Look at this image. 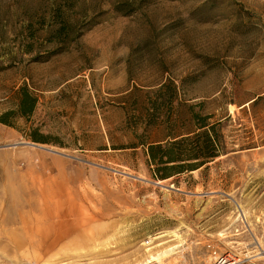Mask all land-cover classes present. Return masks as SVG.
<instances>
[{"label":"rangeland","instance_id":"rangeland-1","mask_svg":"<svg viewBox=\"0 0 264 264\" xmlns=\"http://www.w3.org/2000/svg\"><path fill=\"white\" fill-rule=\"evenodd\" d=\"M22 87L33 114L0 123V264H141L170 230L159 264H264V0H0V115ZM206 116L224 153L155 179L141 144Z\"/></svg>","mask_w":264,"mask_h":264},{"label":"trees","instance_id":"trees-1","mask_svg":"<svg viewBox=\"0 0 264 264\" xmlns=\"http://www.w3.org/2000/svg\"><path fill=\"white\" fill-rule=\"evenodd\" d=\"M63 27L55 31V36L63 33ZM37 104V98L27 88L22 87L18 94V103L15 110L0 115V123L13 126L11 117L17 116L29 119ZM194 131L184 135H169L166 144L142 143L146 148L148 165L153 168V177L158 180L171 178L175 174L193 172L203 167L208 160L218 157L224 148L221 140L215 136L217 124H208V116L199 117ZM33 142L43 141L33 132L29 135Z\"/></svg>","mask_w":264,"mask_h":264},{"label":"bare ground","instance_id":"bare-ground-1","mask_svg":"<svg viewBox=\"0 0 264 264\" xmlns=\"http://www.w3.org/2000/svg\"><path fill=\"white\" fill-rule=\"evenodd\" d=\"M41 231L42 232L44 231V234L42 236L43 237H45V236L47 237V235L49 234V231H50V227L49 226H47V227L43 226V229ZM163 238L173 239L174 241H177L178 244L174 245V246H170L168 248H165L162 251L153 252V253H150V251L152 249L146 250L147 255L145 256L146 258H144V261L146 260V262H143V263H149V262H151V263H155V262L156 263H160L161 261H164L168 257H171V255L175 251H178L179 249L182 248V240H181V236L179 235L178 231H176V230L171 231L170 230V231H166V232H163V233H159V235L157 237H155L153 240H159V239H163ZM158 246H161V245H158ZM76 257H80V256H76ZM143 263H141V264H143ZM89 264H91V263H89Z\"/></svg>","mask_w":264,"mask_h":264},{"label":"crops","instance_id":"crops-1","mask_svg":"<svg viewBox=\"0 0 264 264\" xmlns=\"http://www.w3.org/2000/svg\"><path fill=\"white\" fill-rule=\"evenodd\" d=\"M70 175L71 174L68 173L64 168L62 169L60 167H57L56 164H54L53 166H49L47 179H48L50 184H53V185L58 184L59 185L62 183L64 186H66V184H69V182L71 181ZM76 223L77 222H74V221L70 222L69 221L67 226L72 228V230H74V228L82 227L80 224H76ZM65 240H67V238ZM73 242L74 243H81V241H79L77 239H75V241H73ZM86 242L87 241H85V242L83 241L81 244H84Z\"/></svg>","mask_w":264,"mask_h":264},{"label":"built area","instance_id":"built-area-1","mask_svg":"<svg viewBox=\"0 0 264 264\" xmlns=\"http://www.w3.org/2000/svg\"><path fill=\"white\" fill-rule=\"evenodd\" d=\"M150 240L148 239L144 245L145 246H149L150 245ZM208 248L210 249L211 247L208 246ZM214 256L216 255L215 252H213ZM215 261H214V264H246L245 263V260H243V258H241L240 256H237L233 253H223V254H220V255H216L215 256ZM263 258V261H264V256L262 257ZM143 264H159V263H143Z\"/></svg>","mask_w":264,"mask_h":264}]
</instances>
